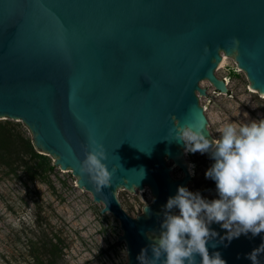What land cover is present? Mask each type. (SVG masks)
<instances>
[{"label": "water", "instance_id": "water-1", "mask_svg": "<svg viewBox=\"0 0 264 264\" xmlns=\"http://www.w3.org/2000/svg\"><path fill=\"white\" fill-rule=\"evenodd\" d=\"M220 54L264 95V0H0V119L20 121L34 150L118 222L126 264H139L142 248L151 257L147 233L159 235L167 199L191 178L174 127L208 135L195 91L203 95L206 80L225 93L213 74ZM89 140L116 168L100 193L73 159H84ZM165 159L180 178L170 179ZM114 195H149V211L133 219ZM210 228L209 254L226 264H252L246 256L264 243V233L229 242L220 224Z\"/></svg>", "mask_w": 264, "mask_h": 264}, {"label": "rangeland", "instance_id": "rangeland-1", "mask_svg": "<svg viewBox=\"0 0 264 264\" xmlns=\"http://www.w3.org/2000/svg\"><path fill=\"white\" fill-rule=\"evenodd\" d=\"M225 58L224 64L213 71L215 78L225 83V93L216 91L206 80L198 84L203 95L195 91L210 139L218 138L219 128L226 121L246 122L245 113L248 120L264 118V95L250 91L233 57ZM3 138L10 141L6 148L3 140L0 144V264H25L26 240H35L40 231L49 239L62 240L64 259L59 264H126L118 222L102 212V205L94 202L87 191L77 187V178L70 170H61L54 164V157L34 150L31 134L20 121L0 119ZM27 144L44 160L30 156ZM182 161L186 167L195 166L185 187L209 201L217 199L215 181L205 178L214 163L209 154L186 153L184 149ZM165 166L170 170L174 163L165 159ZM168 174L172 180L182 176L177 166ZM114 196L133 219L150 204L149 195L142 199L133 195L129 200Z\"/></svg>", "mask_w": 264, "mask_h": 264}, {"label": "clouds", "instance_id": "clouds-1", "mask_svg": "<svg viewBox=\"0 0 264 264\" xmlns=\"http://www.w3.org/2000/svg\"><path fill=\"white\" fill-rule=\"evenodd\" d=\"M244 115L246 122H224L216 139L205 136L194 125L174 127V140L184 145L186 153H207L214 161L205 178L215 181L218 198L209 201L199 192L178 187L164 205L159 235L149 238L151 257L149 248H142L137 257L139 264H197V255L199 264H226L219 252L209 254L207 245L218 235L211 230L212 223L226 230L221 241L230 242L241 234L255 237L264 233V118L248 120ZM83 151L84 159L73 156L74 162L80 176L87 177L100 193L110 186L116 168L108 170L105 148L97 141L89 140ZM194 167L189 165L190 174H194ZM261 254L264 243L246 258L260 264Z\"/></svg>", "mask_w": 264, "mask_h": 264}, {"label": "trees", "instance_id": "trees-1", "mask_svg": "<svg viewBox=\"0 0 264 264\" xmlns=\"http://www.w3.org/2000/svg\"><path fill=\"white\" fill-rule=\"evenodd\" d=\"M1 140H3L4 146L6 148V145H8L10 139H0V144ZM27 148L28 154L30 156L44 160L43 157L32 151L29 144H27ZM35 224L37 225L36 221ZM25 247L28 256L25 264H59L64 259V244L62 240L58 237L49 239L41 231L39 232V237L35 238V240H32L31 238L27 239Z\"/></svg>", "mask_w": 264, "mask_h": 264}, {"label": "bare ground", "instance_id": "bare-ground-1", "mask_svg": "<svg viewBox=\"0 0 264 264\" xmlns=\"http://www.w3.org/2000/svg\"><path fill=\"white\" fill-rule=\"evenodd\" d=\"M225 60H226V58H225V56L223 55L222 56V54H220V61L217 63V66H219V67H221L223 64H224V62H225ZM203 81V80H202ZM226 86V85H225ZM250 91H252V92H254L253 90H251L250 89ZM261 97H264V96H261ZM184 147L181 149V153H182V158H183V154H184ZM188 167V171H189V173H190V169H189V166H187Z\"/></svg>", "mask_w": 264, "mask_h": 264}]
</instances>
